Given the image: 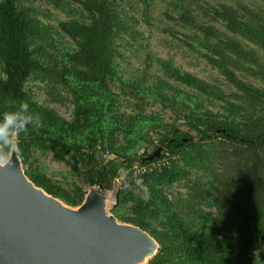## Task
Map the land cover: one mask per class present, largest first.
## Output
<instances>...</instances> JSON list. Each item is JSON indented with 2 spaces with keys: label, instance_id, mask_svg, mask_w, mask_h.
I'll use <instances>...</instances> for the list:
<instances>
[{
  "label": "trees",
  "instance_id": "16d2710c",
  "mask_svg": "<svg viewBox=\"0 0 264 264\" xmlns=\"http://www.w3.org/2000/svg\"><path fill=\"white\" fill-rule=\"evenodd\" d=\"M40 2L67 21H46ZM77 3L0 0V122L8 112L40 121L14 137L26 178L77 208L86 192L49 180L37 156L67 162L104 192L126 172L110 213L156 242L147 264H264V0ZM138 22L177 38L221 79H199L151 52L128 68L125 53L146 48ZM32 83L71 108L69 121L35 100ZM135 163L147 170L140 188Z\"/></svg>",
  "mask_w": 264,
  "mask_h": 264
},
{
  "label": "water",
  "instance_id": "95a60500",
  "mask_svg": "<svg viewBox=\"0 0 264 264\" xmlns=\"http://www.w3.org/2000/svg\"><path fill=\"white\" fill-rule=\"evenodd\" d=\"M62 205L26 178L16 152L1 163L0 264H147L157 253L147 233L107 214L102 187L78 210Z\"/></svg>",
  "mask_w": 264,
  "mask_h": 264
},
{
  "label": "rangeland",
  "instance_id": "374dc122",
  "mask_svg": "<svg viewBox=\"0 0 264 264\" xmlns=\"http://www.w3.org/2000/svg\"><path fill=\"white\" fill-rule=\"evenodd\" d=\"M70 5L73 8H77L78 3L77 0H69ZM164 4H159L157 6L158 11L155 15H152L154 18V23L156 27L160 26L161 18L158 17L159 11H162ZM38 7L41 11H44L47 15L50 16V19H46V21L56 24L58 21H67L68 17L64 12L59 10H54L52 6L46 5L44 2L38 3ZM139 23V22H138ZM136 28L139 32L143 34V37L147 40L145 42L146 48L139 50L138 57L130 54V52H126L125 57H127V67L128 68H138L139 61L144 56V53L151 52L159 59L162 60H171L175 64V66L196 75L199 79L205 81H218L221 79L220 74L211 69L205 61L201 60L198 56L192 54L188 51V48L182 43L177 41V38L170 37L166 34L159 32L156 28H148L145 24L139 23L136 25ZM140 57V60H137ZM241 77V76H240ZM32 96L41 104L49 105L52 110H54L58 115L62 118L69 121L71 115V108L62 107L59 104H52L49 102V97L47 96L46 90L43 89V86H38L37 84H30L28 88ZM27 90V89H26ZM50 103V104H49ZM152 110L160 113V108L155 107ZM163 118L167 123H172L173 118L169 113L162 114ZM181 123L180 121L178 122ZM181 125V129L183 131H187L185 126ZM38 164L42 167L43 173L46 177L54 183L61 185L63 188H70L72 185H76L81 187L86 194L89 191L97 190V188H87L80 178L73 176L70 172L71 167L67 162L57 161L51 154H46L42 156H37ZM23 170V168H22ZM118 189L117 184H114V189L111 192H104L103 195L106 198V211L108 215H111L110 210L114 206L115 203V194ZM180 191L184 193L183 189L175 188L174 192ZM75 209V208H74Z\"/></svg>",
  "mask_w": 264,
  "mask_h": 264
},
{
  "label": "clouds",
  "instance_id": "9594fccd",
  "mask_svg": "<svg viewBox=\"0 0 264 264\" xmlns=\"http://www.w3.org/2000/svg\"><path fill=\"white\" fill-rule=\"evenodd\" d=\"M19 108L28 112V105L25 102H21ZM16 115L17 112L5 113L3 121L0 122V163L9 162L11 154L18 150L14 137L19 133L27 132L30 125L33 129L40 126L38 117L30 114L23 121H19L14 119Z\"/></svg>",
  "mask_w": 264,
  "mask_h": 264
},
{
  "label": "built area",
  "instance_id": "2783aa9c",
  "mask_svg": "<svg viewBox=\"0 0 264 264\" xmlns=\"http://www.w3.org/2000/svg\"><path fill=\"white\" fill-rule=\"evenodd\" d=\"M151 137H152V140L154 141V144L156 145L157 141L155 140V135L151 134ZM145 153H146V149H143L140 152L139 156H143ZM131 171H132L133 180L135 182V185L136 187H139L140 184H142L143 176L146 174L147 170L145 168H140L139 163H135L132 166ZM126 174H127L126 172L120 173L118 178L115 180L114 184H117V186L119 187L121 182L124 180Z\"/></svg>",
  "mask_w": 264,
  "mask_h": 264
},
{
  "label": "bare ground",
  "instance_id": "6f19581e",
  "mask_svg": "<svg viewBox=\"0 0 264 264\" xmlns=\"http://www.w3.org/2000/svg\"><path fill=\"white\" fill-rule=\"evenodd\" d=\"M62 206H63V205H62ZM63 207H65V205H64ZM74 210H78V208H77V209L75 208ZM145 262H146V260L141 261V262H139L138 264H145Z\"/></svg>",
  "mask_w": 264,
  "mask_h": 264
}]
</instances>
